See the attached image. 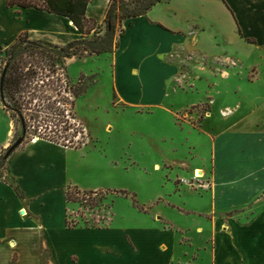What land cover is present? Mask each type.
I'll use <instances>...</instances> for the list:
<instances>
[{
	"label": "rangeland",
	"instance_id": "374dc122",
	"mask_svg": "<svg viewBox=\"0 0 264 264\" xmlns=\"http://www.w3.org/2000/svg\"><path fill=\"white\" fill-rule=\"evenodd\" d=\"M151 1L120 0L118 10ZM139 18L124 20L111 34L105 16L96 30L78 39L83 45L76 51L83 52L82 58L66 60L64 66L56 63L53 70L58 74L53 81L60 75L61 82L42 91L47 97L60 96L68 110L67 127L63 123L56 129L45 114L25 110L29 117L35 115V127L24 143L45 139L77 150L67 154L70 167L64 185L54 191L56 205L45 210L50 212V222H63L65 212L72 226L108 228L89 231L104 242L100 251L104 264H122L124 259L110 254V246L136 234L151 241L163 238L171 264H212L217 242L219 252L233 246V252L228 248L234 256L227 259L228 264L233 259L264 264V235L259 237L264 226L244 218L258 209H246L248 199L243 198L235 202L236 209L218 214L211 191L220 163L214 141L231 131L236 121H257L264 115V65L248 66L236 59L194 52L190 42L181 47ZM111 37L109 53L84 52L86 45L106 46ZM251 54L264 59V49ZM8 59L6 51L1 52L0 80ZM26 60L35 70L49 74L52 62L48 58ZM35 104L31 109L39 110ZM10 124L12 135L7 141ZM249 126L244 123L241 128ZM20 137L21 124L11 119L0 99V155H6ZM245 139L226 141L229 146L224 145L220 159L227 161L234 151L237 157L231 161L236 167L264 175V145H255L256 140L264 142V135L250 136L256 140L249 139L248 149L242 145ZM0 179L11 182L9 164ZM241 182L237 188H242ZM70 191L73 201L67 198ZM19 197L25 199L24 194ZM212 215L237 222L233 227L222 222L215 240ZM158 229L164 231L163 237L155 233Z\"/></svg>",
	"mask_w": 264,
	"mask_h": 264
},
{
	"label": "crops",
	"instance_id": "0c3cea01",
	"mask_svg": "<svg viewBox=\"0 0 264 264\" xmlns=\"http://www.w3.org/2000/svg\"><path fill=\"white\" fill-rule=\"evenodd\" d=\"M109 4L110 0H93L87 17L97 22L102 20ZM139 20L181 47H186L190 42L189 48L194 52L236 59L248 66L264 65V59H257L251 54L264 49V0H163ZM24 34H28L32 41L48 42L61 47L82 37L68 18L34 8H10L7 0H0V54ZM244 123H248L249 128L242 129ZM229 128L231 131L214 141L217 160L220 162L216 173L217 183L215 189L211 190L215 196L216 211L226 215L237 208L235 202L246 198L249 204L246 209L252 207L258 209V213L244 216L245 221L258 223L262 228L263 173H250L242 167H236L231 161L232 157H237L234 151L229 159L227 157V161L223 162L220 156L224 145L229 146L226 141L232 144L246 138L242 145L248 149L251 145V142L248 143L250 136H263L264 115L262 118L258 116L257 121L250 118L236 121ZM11 135L10 124L7 141ZM255 145L262 148L264 142L256 140ZM71 151L77 150L37 139L24 143L14 152L9 163V175L15 179L25 199L19 197L6 180L0 179V264H104L100 258L104 242L102 238L92 236L89 231L101 232L108 228L69 227L65 212L63 222H50V212L45 211L54 207L58 201L54 191L64 185L70 167L67 154ZM257 178L261 180L256 181ZM223 180L227 186L221 188ZM239 181H242V188L236 186ZM62 196L64 203H67L64 193ZM216 216L212 220L215 227L212 239L219 240L221 223L229 222L233 227L237 221L231 217L218 219ZM161 232L164 231L155 230L158 237H163ZM262 235L264 229H259V237ZM154 238L151 241L146 235L127 236L121 242H113L109 252L114 257L118 254L119 258H123L122 264H171L167 243L163 238ZM210 242L212 246L215 244L212 240ZM218 247L217 242V246L213 247L212 264H220L221 258L223 264H228L227 259L234 257L233 246L226 245V253L219 252ZM239 263L244 264L241 260L231 261V264Z\"/></svg>",
	"mask_w": 264,
	"mask_h": 264
},
{
	"label": "trees",
	"instance_id": "16d2710c",
	"mask_svg": "<svg viewBox=\"0 0 264 264\" xmlns=\"http://www.w3.org/2000/svg\"><path fill=\"white\" fill-rule=\"evenodd\" d=\"M91 2L92 0H7V5L10 8H34L68 18L84 38L99 27L96 20L87 17V11ZM161 2L162 0H153L147 4L137 5L133 9L123 7L118 10L120 0H110L106 15L108 31L113 34L117 26H121L124 20L141 17ZM111 44L112 37L106 46L93 47L86 45L84 52H90L96 55L109 53ZM79 45H83V42L74 41L65 47H61L48 42L32 41L28 34H24L13 46L6 50V55L9 59L6 61L5 68L7 71L3 85L0 87V99L4 110L9 113L11 119L15 123L17 119L18 123L21 124L22 137L24 134L27 136L31 127H35V125L32 124L35 115L32 114L29 117V114H25V110L28 112L38 111L40 115L45 114L47 120L52 119L49 122L54 124L53 126H55L56 129L63 123L65 127H67L68 122L64 119L65 113L68 110H65L63 107L65 105L62 104V100L59 99L60 96H44L42 89L48 86L51 87L56 82H61L60 75L57 76L56 82L53 81L55 80L54 74H58L57 70L55 71L53 69L56 68L58 63L64 66L66 60L76 56L79 58L83 57V52L76 51ZM37 56L42 59L48 58L52 62L48 64L50 65V69L48 70L49 74L35 70L32 63L26 60V58H31L33 60ZM83 78L80 79L81 83L83 82ZM39 93L41 94L39 95ZM35 101H37L36 104ZM33 104H35V107L39 110H32L31 105ZM62 130L64 131L67 129L62 128ZM51 132L55 133V130ZM57 132L59 133L58 130ZM52 142L61 144L56 141ZM10 158L7 159L6 155H0V178H2L4 171L7 169ZM9 184L16 190L19 196L23 195L13 177H11V182ZM67 198L69 201H73L71 191L67 193ZM68 226L73 227L69 222Z\"/></svg>",
	"mask_w": 264,
	"mask_h": 264
},
{
	"label": "water",
	"instance_id": "95a60500",
	"mask_svg": "<svg viewBox=\"0 0 264 264\" xmlns=\"http://www.w3.org/2000/svg\"><path fill=\"white\" fill-rule=\"evenodd\" d=\"M6 71H7V69L5 68V70H4V72H3V74H2V77H1V80H0V82H1V84H0V87H2V85H3V81H4V78H5V75H6ZM25 134H24V136L23 137H21L20 139H18L17 141H16V143L13 145V146H11L10 148H9V150L7 151V153H6V158L8 159V158H10L11 156H12V154L20 147V146H22V144L24 143V141H25Z\"/></svg>",
	"mask_w": 264,
	"mask_h": 264
}]
</instances>
